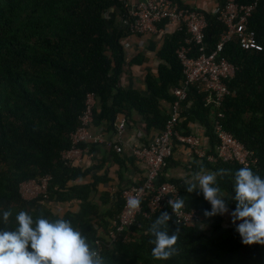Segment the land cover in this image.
<instances>
[{"label":"trees","instance_id":"16d2710c","mask_svg":"<svg viewBox=\"0 0 264 264\" xmlns=\"http://www.w3.org/2000/svg\"><path fill=\"white\" fill-rule=\"evenodd\" d=\"M171 1L186 8L181 0ZM226 1L219 0L217 7ZM232 1L240 5L254 2ZM112 9L122 15L128 12L122 0H0V230H14L15 216L26 211L34 219L43 215L71 221L93 248L97 250V241L102 243L99 253L106 264H264V245L243 244L233 225H224L222 215L205 216L211 204L202 192L188 193L181 177L167 180L179 189L185 208L199 211L205 227L177 225L172 217L168 233L172 235L177 227L180 229L175 246L178 254L166 261L152 257L154 245L150 241L154 237L150 226L162 212L170 214V208L149 214L144 201L135 223L110 243L113 221L123 205L121 191L129 185L119 184L112 194L109 190L100 192L97 187L109 180L106 174L93 175L90 182H78L91 168L68 163L62 151L72 146L71 133L80 125L89 94L96 98V127L113 132L118 115L129 121L136 112L146 131L163 129L168 114L162 104L172 103V90L183 80L175 52L185 38L184 29L165 35L155 55L159 61L156 73L149 72L144 77L146 94L124 88L122 77L131 66L142 65L144 57L137 55L128 61L123 41L131 33ZM204 17L203 46L209 53L223 26L214 14L204 13ZM249 26L256 33L261 51H245L233 37L221 52L237 71L226 83L231 95L222 103L220 121L252 152L256 163L249 167L264 179V0L257 2ZM213 111L203 95L189 88L178 124L184 134L200 135L206 141V153L201 157L192 155L188 166L183 164L182 168L188 176L201 169L210 173L230 170V175H217V184L232 212L236 208V201L231 199L233 176L243 166L218 157ZM190 123L196 124L197 130ZM86 146L92 150L96 144H80L82 148ZM171 158L166 159L167 166ZM47 175V197L21 196L19 186L23 181ZM121 176L120 173V180ZM163 180L165 176L160 177ZM73 202L78 203L76 210L67 207L62 214L51 210L50 204ZM5 210L12 212L7 225L2 218Z\"/></svg>","mask_w":264,"mask_h":264},{"label":"built area","instance_id":"2783aa9c","mask_svg":"<svg viewBox=\"0 0 264 264\" xmlns=\"http://www.w3.org/2000/svg\"><path fill=\"white\" fill-rule=\"evenodd\" d=\"M127 15H123L121 23L131 35L162 36L167 33L170 23L175 25V31L185 30L183 43L176 50V57L182 67L183 80L172 90L173 101L167 109L168 118L163 129L154 134L146 144L132 148L133 155L145 169L141 184H131L121 191L123 205L113 221L114 230L109 233L110 243L116 240L117 234L131 227L138 214L141 213L142 202L147 203L149 213L170 208L171 215L177 217L169 205V201L179 197V190L169 180L160 181V173L166 164V159L177 146H184L190 154L204 156L206 145L200 135L184 134L179 122L182 120L183 102L187 97L189 88H194L198 94L203 95L207 105L214 108L212 116L216 117L215 132L219 140L216 150L218 157L223 161H236L244 166L254 165L256 159L245 146L227 131L220 119L223 118L221 106L224 99L231 95L227 81L231 80L237 71L236 66L229 62L222 54L225 45L233 37L238 40L239 46L245 51H261L256 33L249 26V17L255 10L257 2L240 5L227 0L220 8L215 7L211 14L222 24L223 31L218 36L214 48L205 53L203 46V30L206 26L204 13L191 9L181 8L171 0H146L131 5L122 0ZM166 22L159 27L158 24ZM96 98L94 94L87 96L86 108L80 117V125L71 133L72 146L62 152V157L68 163L80 165L83 157L81 143L105 144L114 151L121 153L123 134L127 125L126 117L118 115L113 123V137L106 136V130L94 126V108ZM190 126L191 123H190ZM92 128H94L92 130ZM212 160V156H209ZM49 176L32 178L23 181L19 192L24 199H32L39 195L47 197ZM137 197L141 200L140 210L134 211L127 207V200ZM147 215V214H145ZM184 227H193L200 216L195 209H182L180 217ZM98 252L102 243L96 242Z\"/></svg>","mask_w":264,"mask_h":264},{"label":"clouds","instance_id":"9594fccd","mask_svg":"<svg viewBox=\"0 0 264 264\" xmlns=\"http://www.w3.org/2000/svg\"><path fill=\"white\" fill-rule=\"evenodd\" d=\"M230 174H232L230 170L226 169H220L218 173H208L201 169L190 179L185 180V190L188 193L202 192L205 200L211 204V210H205V216L212 217L229 212L224 194L217 184V175ZM233 190L234 196L231 199L236 201V208L231 212V217L242 243L264 245V179L250 167L244 166L234 173ZM140 205L141 200L137 197L127 200V207L131 210L139 211ZM169 205L179 225L182 209L185 208V199L180 198L179 193V197L170 200ZM197 212L200 220L193 227H202L204 218L198 210ZM170 214L162 212L149 229L154 237L150 243L154 245L151 255L155 260L166 261L178 254L175 246L180 229L177 227L176 232L169 235V221L173 217ZM11 216V210L3 211L5 225ZM15 220L17 227L14 230H0V264H106L105 258L89 244L87 236L74 228L69 220L62 217L47 219L43 215L34 219L26 211H20ZM237 221L240 223L237 224Z\"/></svg>","mask_w":264,"mask_h":264},{"label":"crops","instance_id":"0c3cea01","mask_svg":"<svg viewBox=\"0 0 264 264\" xmlns=\"http://www.w3.org/2000/svg\"><path fill=\"white\" fill-rule=\"evenodd\" d=\"M127 1L131 5H134L146 0ZM218 1L219 0H181V3L186 8L199 10L204 13H211L213 8L218 6ZM111 12L115 13L117 20L121 22L123 15L120 13V11L112 9ZM173 32H175V25L170 23L167 27V33L165 35L171 34ZM165 35L159 37L156 35H130L123 41L127 51L128 61L133 60L137 55H142L144 57V62L142 65H133L130 67L129 73L122 77L120 82L122 87L127 89H136L141 93L146 94L144 77L149 72L156 73V68L159 64V61L155 55L161 48ZM162 108H164L167 112L169 105L163 103ZM191 125L197 130L196 124L191 123ZM93 129L94 128H92V130ZM106 133V136L114 138L112 132ZM155 133H157L155 130H150L149 132L145 130L144 121L135 112L131 119L127 121V125L123 134V150L121 153H117L111 147H108L105 144H96L95 148L92 150H89L87 146L83 148L82 162L80 165L76 166L82 167L83 169L91 168V170L85 177L79 179L78 182H90L92 181L93 175L106 174L109 180H107L105 183H99L97 187L100 192L109 190L112 194L115 192L119 184L125 186L141 183L145 175V169L133 155L132 148L141 144H146L152 139ZM204 142L206 141L204 140ZM170 157L172 158L169 159V165H166V168L168 169L165 171V173L162 171L161 176H165L166 179L172 177H181V179L184 181L186 179H190L193 176V174L188 176L182 168L183 164L188 166L189 162L192 160V154H190L184 146L175 147ZM120 159H122L123 162H120ZM171 161L177 162V164H174V162L171 163ZM120 173L122 174V180L119 179ZM53 207H55L60 214L63 213L62 206L54 205ZM77 208L78 203L73 202L70 204L68 209L76 210Z\"/></svg>","mask_w":264,"mask_h":264},{"label":"rangeland","instance_id":"374dc122","mask_svg":"<svg viewBox=\"0 0 264 264\" xmlns=\"http://www.w3.org/2000/svg\"><path fill=\"white\" fill-rule=\"evenodd\" d=\"M64 151V150H63ZM62 151V152H63ZM206 153V152H205ZM205 155V154H204ZM182 169V168H181ZM181 172V171H180ZM208 173H210V172H208ZM51 205V210H54V211H57L56 210V208L55 207H53L54 206V204H50ZM69 205L70 204H66V205H63L62 207H63V209H62V211H65L66 210V208L67 207H69ZM61 207V208H62ZM62 213V212H61ZM222 217H223V223H224V225L225 226H231V225H233V227L236 229V225L235 224H233V222H232V217H231V211L229 210V212L227 213V214H224V215H222ZM237 224L238 223H240V221H237L236 222ZM202 227H205V222H202Z\"/></svg>","mask_w":264,"mask_h":264}]
</instances>
